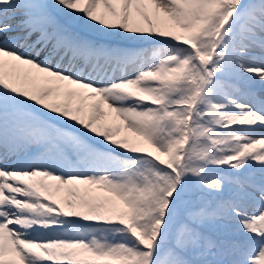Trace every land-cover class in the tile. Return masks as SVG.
<instances>
[{
	"label": "snow or ice",
	"instance_id": "snow-or-ice-1",
	"mask_svg": "<svg viewBox=\"0 0 264 264\" xmlns=\"http://www.w3.org/2000/svg\"><path fill=\"white\" fill-rule=\"evenodd\" d=\"M0 264H264V0H0Z\"/></svg>",
	"mask_w": 264,
	"mask_h": 264
}]
</instances>
